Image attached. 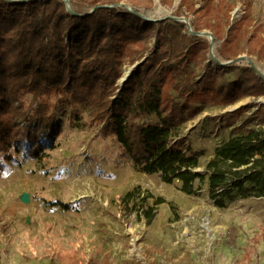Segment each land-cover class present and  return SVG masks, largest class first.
Masks as SVG:
<instances>
[{"label":"trees","instance_id":"16d2710c","mask_svg":"<svg viewBox=\"0 0 264 264\" xmlns=\"http://www.w3.org/2000/svg\"><path fill=\"white\" fill-rule=\"evenodd\" d=\"M118 1L89 0L93 11L82 17L62 0H0V171L19 153L33 160L44 154L50 143L40 136L57 114L75 122L87 115L135 171L177 183L186 195L204 187L218 209L264 197V106L248 117L247 107L225 114L229 122L244 118L245 128L214 147L202 172H196L201 154L182 135L208 102L229 106L264 95L254 68L235 64L245 52L257 59L264 55L262 45L250 50L255 31H249V12L231 22L226 0H180V9L193 17L192 32L209 30L215 40L223 39L219 55L230 62L221 65L207 59V39L189 35L184 23L146 21L112 7ZM125 62L136 68L119 88ZM234 71L235 78L224 80ZM27 97L34 105L29 111ZM35 119L34 127L19 123ZM55 131L58 136L60 128ZM137 198L134 187L121 200L131 205ZM143 214L152 223L154 207Z\"/></svg>","mask_w":264,"mask_h":264},{"label":"rangeland","instance_id":"374dc122","mask_svg":"<svg viewBox=\"0 0 264 264\" xmlns=\"http://www.w3.org/2000/svg\"><path fill=\"white\" fill-rule=\"evenodd\" d=\"M226 1L232 7L231 22L239 21L245 11L250 14L249 31H255L250 50L260 45L264 49V0ZM62 2L76 15L93 11L89 0ZM179 3L119 0L117 8H130L143 19L180 18L191 28L193 17ZM202 32L211 35L209 30ZM206 39L207 59L229 63L219 55L223 39ZM154 43L151 38L149 46ZM239 57L244 58L235 64L246 66L250 61L264 86V55L257 59L245 52ZM135 66L124 63L117 87ZM237 75L234 71L224 80ZM25 106L28 111L34 107L29 97ZM263 106L264 95L246 96L229 106L204 104L182 130L185 144L201 154L196 172L203 171L216 145L245 128L244 118L229 122L226 113L247 107L248 117ZM19 123L38 125L36 119ZM55 127L60 128L58 136ZM40 139L50 143L43 155L33 160L19 153L0 171V264H264V197L239 199L218 209L204 187L196 195H186L177 183L165 184L157 175L135 171L116 142L103 137L87 115L75 122L57 114ZM134 187L138 198L128 205L121 199ZM23 193L28 203L21 202ZM160 198L164 202L155 204ZM148 206L155 213L150 224L143 214Z\"/></svg>","mask_w":264,"mask_h":264},{"label":"water","instance_id":"95a60500","mask_svg":"<svg viewBox=\"0 0 264 264\" xmlns=\"http://www.w3.org/2000/svg\"><path fill=\"white\" fill-rule=\"evenodd\" d=\"M7 1H10V2H15V3H17V2H21V1H14V0H7ZM25 1H28V0H25ZM25 1H22V2H25ZM64 2H65V0H63ZM117 6H119V5H113L112 7H117ZM127 11H129V12H132V13H135V14H137V15H139V16H141L139 13H137L136 11H134V10H132V9H130V8H128V9H126ZM69 12L70 13H72V14H74L73 12H71L70 10H69ZM92 12V11H91ZM74 15H76V14H74ZM77 16H86V15H77ZM142 17V16H141ZM168 18H171V19H173V20H180V18L178 19V18H175V17H168ZM144 19H146V21H151V22H158V21H161V20H152V19H147V18H144ZM183 20V19H182ZM183 23L186 25V28H187V30L189 31V32H191L192 33V35H198V36H201V37H206V38H209L211 41L213 40V37L209 34V33H207V32H201V33H194V32H192V30H191V28H190V24L187 22V23H185L184 22V20H183ZM244 57H238L237 58V61L236 62H240V61H242V59H243ZM249 61V60H248ZM249 64L251 65V63H250V61H249ZM252 67H253V65H251ZM28 201H29V197H28V195L26 194V193H23L22 194V196H21V202H23V203H28Z\"/></svg>","mask_w":264,"mask_h":264},{"label":"built area","instance_id":"2783aa9c","mask_svg":"<svg viewBox=\"0 0 264 264\" xmlns=\"http://www.w3.org/2000/svg\"><path fill=\"white\" fill-rule=\"evenodd\" d=\"M117 7H121V6H117Z\"/></svg>","mask_w":264,"mask_h":264}]
</instances>
